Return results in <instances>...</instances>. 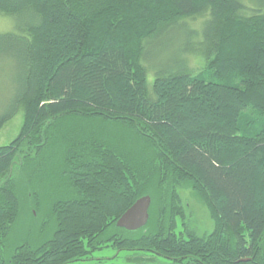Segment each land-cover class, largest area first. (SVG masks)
<instances>
[{
    "label": "trees",
    "instance_id": "1",
    "mask_svg": "<svg viewBox=\"0 0 264 264\" xmlns=\"http://www.w3.org/2000/svg\"><path fill=\"white\" fill-rule=\"evenodd\" d=\"M0 14L21 31L0 33L15 71L0 131L22 112L0 145V248L22 211L23 172L31 183L53 165L31 161L61 152L52 236L0 264H67L110 244L179 264H264V0H0ZM203 15L187 51L200 46L205 68L158 71L149 84L153 42ZM181 186L208 207L209 234L187 227ZM145 195L148 223L117 227Z\"/></svg>",
    "mask_w": 264,
    "mask_h": 264
},
{
    "label": "rangeland",
    "instance_id": "2",
    "mask_svg": "<svg viewBox=\"0 0 264 264\" xmlns=\"http://www.w3.org/2000/svg\"><path fill=\"white\" fill-rule=\"evenodd\" d=\"M206 17L203 15L197 19H189L186 26H179L169 31L166 36L156 39L149 51L148 61L143 60L148 67L149 84L155 80V74L158 71L167 73L170 71L181 70L187 65L193 74L201 72L206 61L201 47L187 51V46H197L200 41L199 34L190 36L189 32L195 31L199 33ZM20 23L9 15L0 14V33L7 31H15L21 33ZM169 73V72H168ZM15 71L7 58L0 54V116L8 109L13 96L14 85L13 78ZM22 124V112L16 113L0 131V145L9 143L19 132ZM49 159L53 165H48L43 172L35 174V178L29 183L30 171H24L21 181L22 211L13 225L9 238L8 247L0 248V257H10L14 247L20 244H29L31 246H39L48 240L55 228L56 220L54 215L50 214V203L57 198L55 191L60 181V159L61 152L54 148L46 149L45 153L38 155L28 165V169L32 171L42 163ZM34 167V168H33ZM19 169L15 168L17 175ZM32 174V173H31ZM46 179L55 181L54 185L46 183ZM45 189L47 192L35 196L33 190ZM40 194V193H39ZM178 195L186 210L187 227L193 229L200 235L209 234L214 229V221L210 211L201 197L194 192L189 186H181L178 188ZM39 198L42 204H36L34 200ZM185 227L180 221L178 222L176 232L185 231ZM184 237V236H183ZM186 238V236H185ZM67 264H179L173 260L158 256L151 251L138 249H118L113 245L103 247L91 253L88 260L73 261ZM186 264V263H181Z\"/></svg>",
    "mask_w": 264,
    "mask_h": 264
},
{
    "label": "water",
    "instance_id": "3",
    "mask_svg": "<svg viewBox=\"0 0 264 264\" xmlns=\"http://www.w3.org/2000/svg\"><path fill=\"white\" fill-rule=\"evenodd\" d=\"M150 205L151 197L149 195L137 199L117 220L116 226L128 231L141 229L148 223Z\"/></svg>",
    "mask_w": 264,
    "mask_h": 264
}]
</instances>
